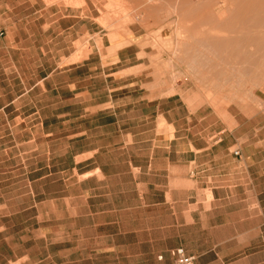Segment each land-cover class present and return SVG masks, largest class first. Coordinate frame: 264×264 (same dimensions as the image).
<instances>
[{"label":"rangeland","instance_id":"obj_1","mask_svg":"<svg viewBox=\"0 0 264 264\" xmlns=\"http://www.w3.org/2000/svg\"><path fill=\"white\" fill-rule=\"evenodd\" d=\"M131 44L139 51L136 65L118 75L138 80L133 98L169 99L186 127L214 135L242 127L253 142L264 123V0H0V229L8 227L0 241L9 236L11 245L0 247V258L12 259L0 264H171L156 253L178 241L162 233L148 238L151 215L145 210L136 218L129 191L115 189L121 217H106L120 224L94 229L82 219L61 236L35 216L33 193L42 190L37 161L52 151L59 165L71 163L63 157L67 136L97 132V101L107 98L99 54ZM82 60L96 88L76 97L81 88H65L74 79L67 69ZM44 188L49 194V184ZM52 191L67 189L58 184ZM210 198L202 190L201 200ZM171 204L162 205L154 227L174 236L179 219L190 216L183 206L182 215L172 214ZM251 253L226 264H264V247ZM206 264H218L217 255Z\"/></svg>","mask_w":264,"mask_h":264},{"label":"crops","instance_id":"obj_2","mask_svg":"<svg viewBox=\"0 0 264 264\" xmlns=\"http://www.w3.org/2000/svg\"><path fill=\"white\" fill-rule=\"evenodd\" d=\"M131 46L119 48L115 54H99L105 76L101 86L107 98L97 101L101 110L95 118L97 132L89 134L92 129L86 128L67 136L63 157L71 163L59 165L52 151L37 161L35 181L42 190L33 193L35 216L40 223L55 225L54 232L61 236L82 219L94 229L101 224H120L121 220L106 221V217H121L115 203L121 200L118 192L123 189L135 201L137 219L149 211L153 222L147 234L151 241L154 233L178 241L175 247L182 246L197 256L195 264H206L212 254L217 255L218 264L242 255L250 258L252 251L264 247V123L259 124L250 143V134L242 127H226L215 135L206 129H191L183 122L186 116L179 115V106L174 107L176 102L149 97L153 94L133 98L138 80L118 75L136 65L132 58H138L139 51ZM67 71L74 79L65 88H81L76 97L96 88L85 60L73 63ZM127 94L130 96L121 97ZM159 124L166 128L159 131ZM235 146L240 155H235ZM45 184H49V194ZM58 184H64L67 191L53 193L52 187ZM206 189L211 198L203 201L202 190ZM167 202L172 203V214L182 215L184 209H177L183 206L190 216L179 219V233L174 236L166 233V226L154 227V219ZM7 228L4 225L0 230L6 232ZM9 240L5 237L0 247L8 250ZM173 247L162 246L156 253L159 260L166 256L176 264ZM1 256L0 262L12 261Z\"/></svg>","mask_w":264,"mask_h":264},{"label":"built area","instance_id":"obj_3","mask_svg":"<svg viewBox=\"0 0 264 264\" xmlns=\"http://www.w3.org/2000/svg\"><path fill=\"white\" fill-rule=\"evenodd\" d=\"M235 155H240V149L234 150ZM173 260L176 264H195L197 260L196 255L188 254L184 247H177L172 250Z\"/></svg>","mask_w":264,"mask_h":264},{"label":"bare ground","instance_id":"obj_4","mask_svg":"<svg viewBox=\"0 0 264 264\" xmlns=\"http://www.w3.org/2000/svg\"><path fill=\"white\" fill-rule=\"evenodd\" d=\"M255 9V8H254ZM224 11V10H223ZM223 11H222V13H223ZM253 11V10H252ZM225 12V11H224ZM224 14V13H223ZM221 17V16H220Z\"/></svg>","mask_w":264,"mask_h":264}]
</instances>
